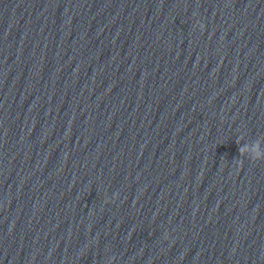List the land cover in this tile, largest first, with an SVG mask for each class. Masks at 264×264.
<instances>
[{
  "label": "clouds",
  "instance_id": "1",
  "mask_svg": "<svg viewBox=\"0 0 264 264\" xmlns=\"http://www.w3.org/2000/svg\"><path fill=\"white\" fill-rule=\"evenodd\" d=\"M256 148H259V143L257 142L256 144ZM244 149H241V151H243ZM260 160H264L262 159L261 155L258 153L256 156L253 157L252 161H260Z\"/></svg>",
  "mask_w": 264,
  "mask_h": 264
}]
</instances>
